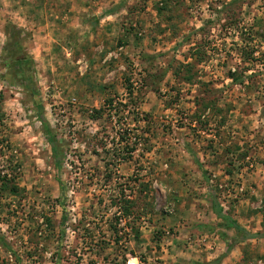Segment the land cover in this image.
Returning a JSON list of instances; mask_svg holds the SVG:
<instances>
[{
  "label": "rangeland",
  "instance_id": "obj_1",
  "mask_svg": "<svg viewBox=\"0 0 264 264\" xmlns=\"http://www.w3.org/2000/svg\"><path fill=\"white\" fill-rule=\"evenodd\" d=\"M2 138L0 264H264V0H0Z\"/></svg>",
  "mask_w": 264,
  "mask_h": 264
},
{
  "label": "trees",
  "instance_id": "obj_2",
  "mask_svg": "<svg viewBox=\"0 0 264 264\" xmlns=\"http://www.w3.org/2000/svg\"><path fill=\"white\" fill-rule=\"evenodd\" d=\"M160 7V8H164ZM23 29L19 28L15 25H7L6 26V34H7V42L5 44V48L8 52V57L10 59L9 62V66L12 69L13 73L15 76H19L22 86H27L29 87V82L32 81L31 76L26 75L27 71L26 68H31V63L30 60H28L26 58V56H24L21 45H20V40L22 39V33H23ZM185 67H187V70H189V68L191 67V64L185 65ZM175 75H177V71H175ZM180 79H183L184 82H189L191 77L190 75L186 76V77H182L180 76ZM130 87V88H129ZM127 87V89L130 91V93H132L131 91V86ZM99 114L101 116H94V117H102L103 114L100 113V111L98 110ZM47 134V139L48 142L51 146V150L53 153V157L56 161V163L60 164L61 161V156L59 153V149L60 146L58 145V142L55 140V137L52 136L50 133H46ZM1 141V140H0ZM4 142V144H2ZM6 139L2 138V141L0 142V154H4V152H2L3 150H7L8 149V144H5ZM133 151V150H131ZM131 153V152H130ZM227 153H231V150H229V148L227 149ZM8 164V162H7ZM6 163H3L0 167L1 168H6V170H3L0 168V199L3 198L4 196L8 195V194H18L20 195L21 190L19 189L17 183H16V179H17V175L18 173L15 171V167H13L11 165V161L10 164L7 165ZM58 167V165H57ZM219 192H210L209 196H211V198H213L214 200H212V210L213 212L216 214V216H218L220 219H222L224 226L228 227V228H233L236 230V232L238 234H241L242 236L239 237L240 240L242 239H247L250 237H253L254 234L243 230V228L235 221L233 220L230 216H228L227 214H225L224 210H223V206L221 205V203L218 200L219 197ZM124 201V213L129 215V211H131V208L133 207L132 204L133 202L131 200H123ZM130 209V210H129ZM46 220L48 221V224L50 223V219L46 218ZM2 245H5L4 243ZM244 260V259H243Z\"/></svg>",
  "mask_w": 264,
  "mask_h": 264
},
{
  "label": "built area",
  "instance_id": "obj_3",
  "mask_svg": "<svg viewBox=\"0 0 264 264\" xmlns=\"http://www.w3.org/2000/svg\"><path fill=\"white\" fill-rule=\"evenodd\" d=\"M127 264H131V263H130V260L127 262Z\"/></svg>",
  "mask_w": 264,
  "mask_h": 264
}]
</instances>
